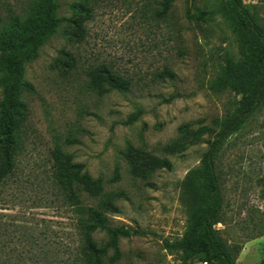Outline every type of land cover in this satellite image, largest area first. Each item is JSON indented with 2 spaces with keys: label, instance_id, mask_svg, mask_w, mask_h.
<instances>
[{
  "label": "rangeland",
  "instance_id": "1",
  "mask_svg": "<svg viewBox=\"0 0 264 264\" xmlns=\"http://www.w3.org/2000/svg\"><path fill=\"white\" fill-rule=\"evenodd\" d=\"M43 1L0 0V39L34 33ZM59 1L58 17L65 26L76 0ZM162 2L93 0L82 41H72L61 29L24 62L20 90L27 116L15 174L0 187V264H80L72 212L57 202L40 201L56 142L107 190L123 194L117 200L120 212L110 214L111 224L139 234L120 240L119 264H205L202 255L184 262L174 244L190 239L197 212L183 181L202 166L240 99L231 88L218 93L209 88L221 75L227 53H239L236 19H195V7L216 8L208 7L211 0H175L167 12ZM244 3L264 29V0ZM99 64L130 78V90L101 96L90 91L87 73ZM166 67L173 79L160 77ZM6 78L0 62L1 117ZM138 105L144 109L141 118L123 124ZM186 124L208 132L184 151L167 153L165 146L179 138ZM67 137L79 143H67ZM133 149L167 157L171 166L146 181L135 178L127 162ZM215 163L223 200L215 227L237 264H258L264 256V107L230 135ZM95 237L102 246L108 240L104 232Z\"/></svg>",
  "mask_w": 264,
  "mask_h": 264
},
{
  "label": "trees",
  "instance_id": "2",
  "mask_svg": "<svg viewBox=\"0 0 264 264\" xmlns=\"http://www.w3.org/2000/svg\"><path fill=\"white\" fill-rule=\"evenodd\" d=\"M92 1L76 0L71 5L73 16L63 26L58 17L60 1L44 0V14L34 33L21 39H0V62L7 71V78L4 80L3 117L0 116V187L15 174L21 127L27 116L20 90L23 64L34 57L39 48L61 29L72 41H82L87 32L86 23L90 17ZM174 1L163 0V11L170 10ZM218 2L219 6L216 4ZM211 6L216 8L208 10L195 7L193 17L209 22L217 15L224 18L233 15L236 19L234 32L239 43V53L237 56L227 53L221 75L209 88L215 93L231 88L240 99L235 102V109L227 116L216 140L204 154L202 166L189 171L183 181L188 197L197 206V212L193 217L190 239L176 242L174 246L183 251L184 262L202 255L206 259L205 263L216 261L219 264H237L236 258L230 253L215 227L220 222L223 204L215 160L230 135L238 132L256 110L264 107V29L259 26L255 13L246 6L244 0H211L208 7ZM66 55L69 56V53ZM73 60L75 59L72 58L66 63L70 65ZM87 76L89 90L99 96L113 91L124 93L132 85L130 78L107 64L91 66ZM160 77L173 79L175 74L171 68L166 67ZM143 114L144 109L138 105L123 124L132 125ZM206 132L208 130L205 127L193 130L186 124L180 128L179 138L171 141L164 150L169 154L182 152ZM66 142L79 143V140L67 137ZM134 152V156H127V162L129 172L135 178L146 181L158 170L171 166L167 157L139 149ZM51 155L50 173L45 180L46 193L40 201L44 205L57 202L72 212L76 239L74 254L77 262L119 264L120 240L139 234L138 230L130 226L111 224L110 214L120 212L117 200L123 194L107 190L103 180L94 178L84 164L76 162L72 154L64 151L60 142L55 143ZM261 194L264 198V184ZM102 232L108 238L103 246L95 237ZM110 249L113 250L112 256L108 254ZM258 264H264V256Z\"/></svg>",
  "mask_w": 264,
  "mask_h": 264
},
{
  "label": "built area",
  "instance_id": "3",
  "mask_svg": "<svg viewBox=\"0 0 264 264\" xmlns=\"http://www.w3.org/2000/svg\"><path fill=\"white\" fill-rule=\"evenodd\" d=\"M206 264V263H205Z\"/></svg>",
  "mask_w": 264,
  "mask_h": 264
}]
</instances>
